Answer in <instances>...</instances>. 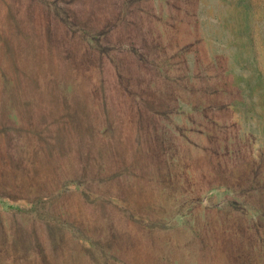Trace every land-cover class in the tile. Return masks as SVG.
Returning a JSON list of instances; mask_svg holds the SVG:
<instances>
[{"label": "rangeland", "instance_id": "rangeland-1", "mask_svg": "<svg viewBox=\"0 0 264 264\" xmlns=\"http://www.w3.org/2000/svg\"><path fill=\"white\" fill-rule=\"evenodd\" d=\"M0 264H264V0H0Z\"/></svg>", "mask_w": 264, "mask_h": 264}]
</instances>
